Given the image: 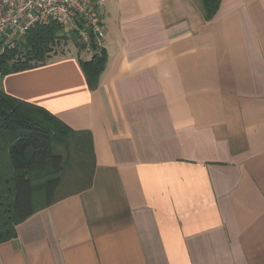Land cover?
I'll list each match as a JSON object with an SVG mask.
<instances>
[{"label":"crops","instance_id":"obj_1","mask_svg":"<svg viewBox=\"0 0 264 264\" xmlns=\"http://www.w3.org/2000/svg\"><path fill=\"white\" fill-rule=\"evenodd\" d=\"M102 20L96 90L75 47L0 79L94 152L0 264H264V0L210 21L201 0H107Z\"/></svg>","mask_w":264,"mask_h":264},{"label":"trees","instance_id":"obj_2","mask_svg":"<svg viewBox=\"0 0 264 264\" xmlns=\"http://www.w3.org/2000/svg\"><path fill=\"white\" fill-rule=\"evenodd\" d=\"M201 3L210 21L222 0ZM70 36L81 51L75 35ZM68 41L55 22L35 27L15 47L0 50V79L45 65ZM79 61L89 88L96 90L108 62L105 49ZM93 158L89 133L75 132L47 110L0 90V244L17 237V227L35 213L39 201L48 207L60 189L73 186L71 179L89 178Z\"/></svg>","mask_w":264,"mask_h":264},{"label":"built area","instance_id":"obj_3","mask_svg":"<svg viewBox=\"0 0 264 264\" xmlns=\"http://www.w3.org/2000/svg\"><path fill=\"white\" fill-rule=\"evenodd\" d=\"M107 0H0V50L13 48L38 26L53 22L75 35L87 57L104 49L102 9Z\"/></svg>","mask_w":264,"mask_h":264},{"label":"rangeland","instance_id":"obj_4","mask_svg":"<svg viewBox=\"0 0 264 264\" xmlns=\"http://www.w3.org/2000/svg\"><path fill=\"white\" fill-rule=\"evenodd\" d=\"M66 35L68 36V39H69V41H68V43H67L68 45L66 46V49H63V47L60 48V50H59L60 55H59V56L64 55L65 53L71 51L73 47H75V46H74V41H73V39L70 38V37H71L70 34H67V33H66ZM18 43H19V42H18ZM18 43H17V44H18ZM4 44H5V42H1V41H0V48H2V47L4 46ZM64 52H65V53H64ZM63 53H64V54H63ZM57 57H58V56H57ZM68 190H69V189H68ZM68 190H67L66 188H63V189H61L60 191L63 192V191H68ZM43 202H44V201H43ZM41 203H42V201H39V202L37 203V205H38V204H41Z\"/></svg>","mask_w":264,"mask_h":264}]
</instances>
